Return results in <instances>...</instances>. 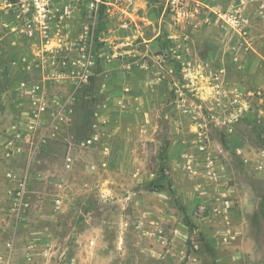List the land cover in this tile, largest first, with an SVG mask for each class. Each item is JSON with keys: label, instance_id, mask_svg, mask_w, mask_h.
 Masks as SVG:
<instances>
[{"label": "rangeland", "instance_id": "1", "mask_svg": "<svg viewBox=\"0 0 264 264\" xmlns=\"http://www.w3.org/2000/svg\"><path fill=\"white\" fill-rule=\"evenodd\" d=\"M47 1L0 0V264H264V0Z\"/></svg>", "mask_w": 264, "mask_h": 264}, {"label": "built area", "instance_id": "2", "mask_svg": "<svg viewBox=\"0 0 264 264\" xmlns=\"http://www.w3.org/2000/svg\"><path fill=\"white\" fill-rule=\"evenodd\" d=\"M168 6L175 14L178 20L184 19L185 17L193 14L191 7L194 6L195 10L200 7L199 2H194V4L189 3L188 0H168ZM34 14L32 17V24L29 28V36L34 35V29H37L42 36L48 37L50 22V9L47 0H33ZM218 19L224 25L236 30L241 33L245 30L249 20L246 16L240 12H227V11H216Z\"/></svg>", "mask_w": 264, "mask_h": 264}, {"label": "trees", "instance_id": "3", "mask_svg": "<svg viewBox=\"0 0 264 264\" xmlns=\"http://www.w3.org/2000/svg\"><path fill=\"white\" fill-rule=\"evenodd\" d=\"M163 172L160 174V177H159V188L162 189L163 188V181H166L167 179V169L166 168H163L162 170ZM151 183H156V182H151ZM182 210L185 212L186 216H188V213H187V210L184 206H181Z\"/></svg>", "mask_w": 264, "mask_h": 264}]
</instances>
